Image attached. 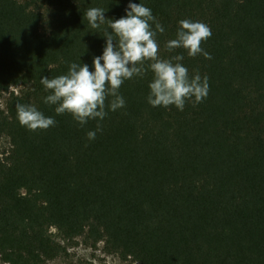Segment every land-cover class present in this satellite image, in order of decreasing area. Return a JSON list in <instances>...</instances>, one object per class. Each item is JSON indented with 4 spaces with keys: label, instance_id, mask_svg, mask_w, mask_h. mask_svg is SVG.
<instances>
[{
    "label": "trees",
    "instance_id": "16d2710c",
    "mask_svg": "<svg viewBox=\"0 0 264 264\" xmlns=\"http://www.w3.org/2000/svg\"><path fill=\"white\" fill-rule=\"evenodd\" d=\"M129 2L164 27L160 58L183 55L190 76L208 78L207 97L183 111L153 107L149 70L124 81L125 106L106 108L102 121L81 127L57 115L41 78L67 74L70 63L94 70L107 23L92 29L84 13L119 19ZM183 19L210 26L201 47L211 59L167 50ZM4 96L1 264H46L79 238L136 264H264V0H0ZM17 104L56 125L30 131Z\"/></svg>",
    "mask_w": 264,
    "mask_h": 264
},
{
    "label": "clouds",
    "instance_id": "9594fccd",
    "mask_svg": "<svg viewBox=\"0 0 264 264\" xmlns=\"http://www.w3.org/2000/svg\"><path fill=\"white\" fill-rule=\"evenodd\" d=\"M125 11V16L114 20L105 18L103 8H89L84 13L92 29H100L107 23L103 54L93 58L94 70L87 64L70 63L67 74L41 78L40 83L49 92L44 103L55 105L57 115L70 114L81 127L89 120L102 121L108 114L106 108L116 111L125 106L119 93L124 81L143 77L149 70L153 79L149 83L147 102L153 107L174 105L183 111L186 102L195 106L207 97L208 78L199 73L190 76L180 63L183 55L160 58L157 33H163L164 27L156 21L151 9L142 3L129 2ZM211 35L207 24L183 19L179 21L176 38L167 41L165 47L170 52L182 48L189 57L202 54L205 59H211L201 47ZM16 111L20 125L30 131L47 130L56 125L54 118L45 116L34 105L17 104ZM97 131H102L99 123L96 131L87 133V138L94 140Z\"/></svg>",
    "mask_w": 264,
    "mask_h": 264
},
{
    "label": "rangeland",
    "instance_id": "374dc122",
    "mask_svg": "<svg viewBox=\"0 0 264 264\" xmlns=\"http://www.w3.org/2000/svg\"><path fill=\"white\" fill-rule=\"evenodd\" d=\"M6 96L0 98V112L5 109ZM9 142L6 138L0 141V152H7ZM55 239H59L56 230H50ZM67 255L46 264H136L131 260H121L117 256L108 255L103 251V245L98 244L95 248L87 245L82 238L76 239L73 243L67 244ZM1 264V262H0Z\"/></svg>",
    "mask_w": 264,
    "mask_h": 264
}]
</instances>
